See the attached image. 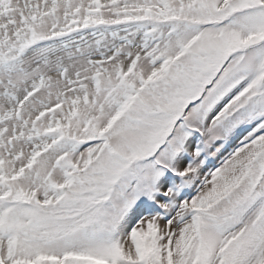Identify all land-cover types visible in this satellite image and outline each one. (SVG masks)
Returning <instances> with one entry per match:
<instances>
[{
	"label": "snow or ice",
	"instance_id": "obj_1",
	"mask_svg": "<svg viewBox=\"0 0 264 264\" xmlns=\"http://www.w3.org/2000/svg\"><path fill=\"white\" fill-rule=\"evenodd\" d=\"M0 264H264V0H0Z\"/></svg>",
	"mask_w": 264,
	"mask_h": 264
}]
</instances>
